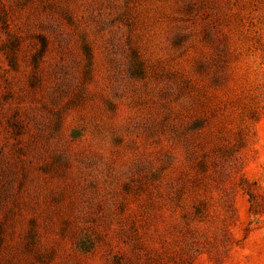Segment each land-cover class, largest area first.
<instances>
[{"label":"rangeland","instance_id":"obj_1","mask_svg":"<svg viewBox=\"0 0 264 264\" xmlns=\"http://www.w3.org/2000/svg\"><path fill=\"white\" fill-rule=\"evenodd\" d=\"M0 264H264V0H0Z\"/></svg>","mask_w":264,"mask_h":264}]
</instances>
